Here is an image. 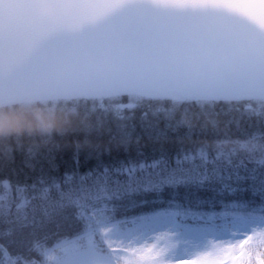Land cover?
<instances>
[{
  "label": "snow or ice",
  "instance_id": "obj_1",
  "mask_svg": "<svg viewBox=\"0 0 264 264\" xmlns=\"http://www.w3.org/2000/svg\"><path fill=\"white\" fill-rule=\"evenodd\" d=\"M0 109L159 145L57 175L5 120L39 173L0 179V264H264V0H0Z\"/></svg>",
  "mask_w": 264,
  "mask_h": 264
},
{
  "label": "trees",
  "instance_id": "obj_2",
  "mask_svg": "<svg viewBox=\"0 0 264 264\" xmlns=\"http://www.w3.org/2000/svg\"><path fill=\"white\" fill-rule=\"evenodd\" d=\"M231 117L221 115L218 117V122L215 127L211 124L205 126L202 120L199 122L203 126L195 129V134L191 139L183 141V145L193 147L204 144L214 146L217 140H223L225 136L232 139L242 138V133L246 131L244 125L229 124L228 120ZM5 120H8L12 125L19 126L25 133L20 143L23 149L27 152L29 147L34 148L42 157L47 158L51 153L52 159L55 162L54 174H62L64 171L78 167L80 170H86L92 166L97 157L105 160L108 159H123L125 157L135 158L138 153H143L145 156L152 157L157 154L156 149L159 147L155 141H150L146 137L141 138L139 143L132 140L129 144H119L117 141L110 140L105 135H97L94 132L85 134L82 130H78L79 121H74L71 125L65 124L63 114H56L54 117H49L42 111L35 110L31 112H22L21 110H3L0 109V126H3ZM42 128H46L51 135V139L39 138V133ZM67 130L61 133V129ZM182 132L186 129H182ZM32 132L36 135L29 138L27 133ZM177 141V145H179ZM231 147V145H227ZM8 147L12 151V159L5 158L0 152V179L8 178L12 181H31L39 173V168L35 173L24 166L23 155L16 147V141H11ZM78 161V163H77Z\"/></svg>",
  "mask_w": 264,
  "mask_h": 264
}]
</instances>
